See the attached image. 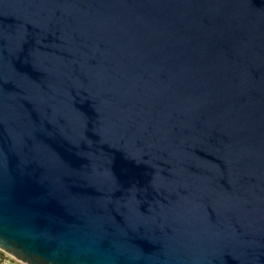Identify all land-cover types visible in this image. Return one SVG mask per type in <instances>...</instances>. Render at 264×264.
<instances>
[{"label":"water","instance_id":"obj_1","mask_svg":"<svg viewBox=\"0 0 264 264\" xmlns=\"http://www.w3.org/2000/svg\"><path fill=\"white\" fill-rule=\"evenodd\" d=\"M0 249L264 264V0H0Z\"/></svg>","mask_w":264,"mask_h":264},{"label":"rangeland","instance_id":"obj_2","mask_svg":"<svg viewBox=\"0 0 264 264\" xmlns=\"http://www.w3.org/2000/svg\"><path fill=\"white\" fill-rule=\"evenodd\" d=\"M0 264H26L0 249Z\"/></svg>","mask_w":264,"mask_h":264}]
</instances>
